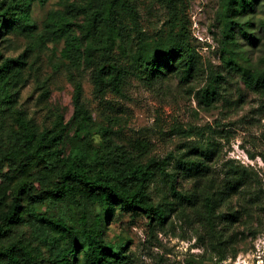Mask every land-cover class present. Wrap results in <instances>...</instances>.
Wrapping results in <instances>:
<instances>
[{"label": "rangeland", "instance_id": "obj_1", "mask_svg": "<svg viewBox=\"0 0 264 264\" xmlns=\"http://www.w3.org/2000/svg\"><path fill=\"white\" fill-rule=\"evenodd\" d=\"M132 1L148 41L169 31V11L162 2ZM225 4L226 0H179L180 25L198 53L197 72L189 82L172 75L148 85L130 76L123 93L99 94L93 68L84 65L80 69L83 102L94 120V130L110 128L112 140L140 153L141 161L163 158L171 152L176 157L196 149L214 152L206 160L209 170L205 175L194 178L185 177L181 171L175 174L177 190L191 196V202L172 193L171 178L158 176L152 182L154 202L169 212L162 224L144 213L122 209L111 221H99L96 216L100 209L87 206L91 228L107 241L124 243L133 264H264V91L248 88L239 72L240 66L264 71V0H255L254 11L239 18L234 39L225 38ZM60 9L59 0L46 4L35 0L30 9L32 27L17 22L1 46L5 57L26 52L28 58V77L19 88L17 107L0 112V146L5 150L14 144V135L20 130L16 110L40 130L54 128L59 118L69 122L65 155L79 144L72 122L75 87L61 56L64 41L45 36L49 13ZM122 22L134 36L136 31L126 11L122 12ZM135 47L134 43L132 49ZM113 59L124 67L131 61L117 55ZM207 89L216 92L211 103L204 99ZM94 140L99 144L101 135L96 134ZM174 166L168 168L170 172ZM41 169L36 163L12 168L2 187L5 203L25 184L24 205L26 195L53 188L52 182L39 184ZM206 197L216 200L211 222L205 216ZM77 208L71 204L63 207L74 220L81 216ZM38 210L54 212L57 207L43 204ZM235 212L238 219L231 223L226 216ZM26 220L23 212L10 241L40 252L38 263L49 264L46 248L32 238Z\"/></svg>", "mask_w": 264, "mask_h": 264}, {"label": "trees", "instance_id": "obj_2", "mask_svg": "<svg viewBox=\"0 0 264 264\" xmlns=\"http://www.w3.org/2000/svg\"><path fill=\"white\" fill-rule=\"evenodd\" d=\"M34 1L0 0V112L17 107L19 88L28 77L26 52L18 57H5L1 46L17 22L32 27L30 9ZM39 1L46 4L49 0ZM159 1L169 11V31L153 41H148L140 29L137 8L132 0H59L62 9L49 13L44 23L45 36L55 42L64 41L61 56L75 87L72 122L76 125L74 137L79 138V144L65 155L69 122L64 123L59 118L54 128L40 130L16 110L20 130L14 135V144L7 150L0 146V264H39L40 252L10 241L23 212L27 214L32 238L46 248L49 264H133L124 243L107 241L91 228L87 206L100 209L96 216L99 221H111L117 210L122 209L144 213L162 224L169 212L154 202L150 192L151 184L158 176L171 178L170 189L176 197L192 201L191 196L177 190L175 174L181 171L185 177L194 178L205 175L209 170L206 160H210L214 152L196 149L180 157L171 152L163 158L151 157L143 162L140 153L129 151L112 140L110 128L94 130V120L83 102L79 72L84 65L93 68V82L99 94L107 91L123 93V86L130 76H136L148 85L172 75L183 82L195 77L198 53L180 25L179 0ZM254 1L226 0L223 12L225 38L234 39L239 18L254 11ZM122 10L131 18L136 31L134 36L123 26ZM114 55L129 57V67L114 62ZM239 72L248 88L264 91V71H251L240 66ZM215 95L214 90L207 89L204 99L211 103ZM96 134L102 137L99 144L94 140ZM33 163L42 166L39 184L46 186L52 182L53 188L46 193L26 195L27 205H24L25 184L14 190L10 202L5 203L2 187L8 181L9 171L27 168ZM172 165H175L174 171L170 172L168 168ZM235 186L233 184L232 188ZM203 201L205 216L211 222L216 200L206 197ZM43 204L56 206L57 210L40 212L38 208ZM70 204L80 209L78 220L66 215L63 207ZM226 217L234 223L238 213H229Z\"/></svg>", "mask_w": 264, "mask_h": 264}]
</instances>
